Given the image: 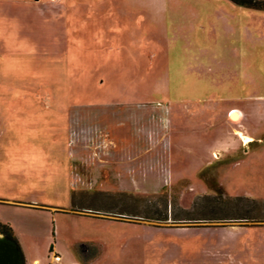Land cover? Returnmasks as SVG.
Returning <instances> with one entry per match:
<instances>
[{"label": "rangeland", "instance_id": "1", "mask_svg": "<svg viewBox=\"0 0 264 264\" xmlns=\"http://www.w3.org/2000/svg\"><path fill=\"white\" fill-rule=\"evenodd\" d=\"M261 105L264 9L0 0V223L24 264H264V208L199 204L264 195L260 166L229 169L245 152L210 149L245 127L232 109L261 136ZM164 195L178 218L256 221L133 217Z\"/></svg>", "mask_w": 264, "mask_h": 264}, {"label": "trees", "instance_id": "2", "mask_svg": "<svg viewBox=\"0 0 264 264\" xmlns=\"http://www.w3.org/2000/svg\"><path fill=\"white\" fill-rule=\"evenodd\" d=\"M231 2L246 7V8H252V9H264V1L262 0H230ZM214 191H215V195L214 196H202L200 198L199 204H203L206 205L207 207H212L213 209L216 207V211H219L222 213L223 210H225L227 207H238L240 205L243 206H250V207H254V206H260L262 208H264V200H258V199H254V198H250V197H233V196H229L227 194H225L220 187L216 184L214 186ZM161 205L163 207V214L159 217H154V216H142L140 213L139 214H135L133 215V217H135L136 219H139L141 221H150V222H169L171 224H179V223H183V224H191L193 222H197L198 220H208V221H237V220H242V221H256L255 218H252L250 216H248L249 211L246 210V215H234L232 214V212L230 214H228V216L226 215H216V217L214 218H205V219H196V218H178L176 216L173 215V210L174 207L172 205V203L168 200V198L164 195L161 196ZM198 204V205H199ZM154 206V205H153ZM156 206V205H155ZM226 207V208H225ZM215 210V209H214ZM212 210V211H214ZM154 211H158V209L156 207H154ZM187 214H189L188 212H186ZM197 220V221H196ZM0 235L6 237L10 242H12L19 250L21 256H22V260H23V264H24V257L22 255V251L19 245V242L16 238V236L13 233L12 228L7 225V224H3L0 223ZM52 247H50L49 249V253H52Z\"/></svg>", "mask_w": 264, "mask_h": 264}, {"label": "crops", "instance_id": "3", "mask_svg": "<svg viewBox=\"0 0 264 264\" xmlns=\"http://www.w3.org/2000/svg\"><path fill=\"white\" fill-rule=\"evenodd\" d=\"M263 107L264 106L261 105V108ZM231 111L238 113L240 120L245 118V127H243L241 131H235L229 137L227 136L223 137V140H220V138L218 137V141H216V144H214L210 149L216 148L215 150L216 159H218V156L222 157L226 153L225 151H227L230 154L231 153L236 154V152L239 149H241L243 152L246 153L245 157L241 159V161L237 160L236 162L230 164L229 169L234 168L237 170L239 168L248 167V165L254 164L256 166H260V169L264 170V125H262V131L260 134L261 136H255L254 134L250 132L249 119H247L237 109H232ZM261 113H263L262 109H261ZM238 134H241L242 136H239ZM243 137H249L251 139V142L245 143L243 140ZM253 143H257L256 144L257 146L255 147V149H250V145ZM263 196L264 195H262L259 198H254V199L264 200ZM250 198H253V197H250ZM262 229H264V227ZM52 252L59 255V252L55 250V247H52ZM50 254L52 253H49V255ZM60 261H61V258H60ZM34 264H37V261H35Z\"/></svg>", "mask_w": 264, "mask_h": 264}, {"label": "water", "instance_id": "4", "mask_svg": "<svg viewBox=\"0 0 264 264\" xmlns=\"http://www.w3.org/2000/svg\"><path fill=\"white\" fill-rule=\"evenodd\" d=\"M0 264H23L18 248L0 235Z\"/></svg>", "mask_w": 264, "mask_h": 264}, {"label": "bare ground", "instance_id": "5", "mask_svg": "<svg viewBox=\"0 0 264 264\" xmlns=\"http://www.w3.org/2000/svg\"><path fill=\"white\" fill-rule=\"evenodd\" d=\"M231 118H234V119H239V114L236 113V112H232L231 113ZM239 136H242L241 134H238ZM243 140L245 143H249L251 142V139L249 137H243Z\"/></svg>", "mask_w": 264, "mask_h": 264}, {"label": "built area", "instance_id": "6", "mask_svg": "<svg viewBox=\"0 0 264 264\" xmlns=\"http://www.w3.org/2000/svg\"><path fill=\"white\" fill-rule=\"evenodd\" d=\"M52 259L56 262L60 261V256L58 254L52 253Z\"/></svg>", "mask_w": 264, "mask_h": 264}]
</instances>
